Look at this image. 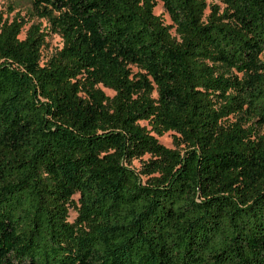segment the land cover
<instances>
[{
    "label": "trees",
    "instance_id": "trees-1",
    "mask_svg": "<svg viewBox=\"0 0 264 264\" xmlns=\"http://www.w3.org/2000/svg\"><path fill=\"white\" fill-rule=\"evenodd\" d=\"M29 2L23 37L0 15V264H264V0Z\"/></svg>",
    "mask_w": 264,
    "mask_h": 264
},
{
    "label": "rangeland",
    "instance_id": "rangeland-1",
    "mask_svg": "<svg viewBox=\"0 0 264 264\" xmlns=\"http://www.w3.org/2000/svg\"><path fill=\"white\" fill-rule=\"evenodd\" d=\"M213 3H217V0H208ZM154 13L160 15L166 24L170 23L169 17L164 12L162 5L160 2H157L154 7ZM0 15L3 19L11 20L15 16L22 18L25 21L24 30L22 31L20 37L24 36V31L33 23H41L42 26H45L46 23L44 20L39 19L33 13L32 6L29 0H0ZM62 45L61 38L59 35L55 33H49L46 36V47L42 50V62L46 59L48 55L55 51V49L60 48ZM103 91L111 96L113 91L108 88L102 87ZM173 132H166L162 136L157 137L159 142L166 147H173L172 143ZM147 155L143 157L146 159ZM132 165L135 168H139L140 162L139 160H133ZM77 196L75 195L74 198ZM75 217V212L70 209L69 210V220L72 221Z\"/></svg>",
    "mask_w": 264,
    "mask_h": 264
}]
</instances>
